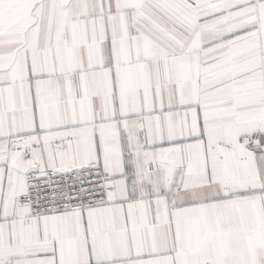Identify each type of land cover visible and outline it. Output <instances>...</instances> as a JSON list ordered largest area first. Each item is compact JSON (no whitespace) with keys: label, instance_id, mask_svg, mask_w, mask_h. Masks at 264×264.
Wrapping results in <instances>:
<instances>
[{"label":"snow or ice","instance_id":"obj_1","mask_svg":"<svg viewBox=\"0 0 264 264\" xmlns=\"http://www.w3.org/2000/svg\"><path fill=\"white\" fill-rule=\"evenodd\" d=\"M0 264H264V0H0Z\"/></svg>","mask_w":264,"mask_h":264}]
</instances>
